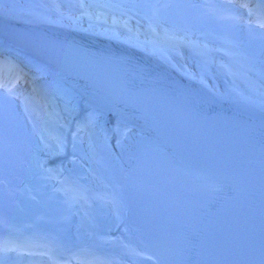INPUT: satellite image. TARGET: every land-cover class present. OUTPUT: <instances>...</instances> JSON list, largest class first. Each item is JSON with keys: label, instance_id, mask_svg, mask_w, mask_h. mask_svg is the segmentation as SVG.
I'll list each match as a JSON object with an SVG mask.
<instances>
[{"label": "bare ground", "instance_id": "obj_1", "mask_svg": "<svg viewBox=\"0 0 264 264\" xmlns=\"http://www.w3.org/2000/svg\"><path fill=\"white\" fill-rule=\"evenodd\" d=\"M98 22L97 19L93 20L95 24ZM212 26L213 30L220 34V39L224 38L230 44L229 40L232 38H227L223 34V27L217 23ZM6 27L19 29L50 27L54 28L49 31L53 34H57L56 30H62L68 34H84L108 41H117L123 46L131 47L163 62L168 67L186 75L189 80L205 82L218 93L224 102L257 114H264V53L251 52L250 55L242 53L240 57L247 65L245 69L244 66L243 68L240 66L243 62L238 64L234 59L235 55L229 56L228 60L223 61V68H227L226 75L228 72H234V80L238 78L244 80L245 87L239 89L233 86L234 83L231 79L230 82L222 74L217 80L205 81L197 75L196 71L193 72L181 64L174 65L158 48L160 44H165L163 40L139 41L128 34L122 38L117 36V27L110 30L96 26L88 27L78 23L72 15L57 18L41 11L0 4V54L11 60H16L24 68L33 70L38 77L43 76L44 80H48L60 90L62 97L67 95L71 104L65 118L71 112L74 114L72 120L82 119L85 125L93 123L95 126V131L92 129L94 138L98 142L91 144L84 155L87 161H90L89 164L93 170L102 168L103 184L96 179L91 180L92 184L95 186L102 184L108 189L104 195L100 196L98 192L93 191L86 201L79 197L77 201L73 202L70 201L74 194L73 190L64 187L61 194L63 196L55 197L53 194L54 197L50 199L49 203H46L47 191L44 189H41L42 200L40 202H34L28 197L29 190L23 191V198L19 201L24 203L25 207L18 216L6 217L5 208L0 209L4 215V222L1 221L3 224L0 227V245H4L6 242V245H9L8 248L11 249L10 242L12 240L22 237L25 232L35 231L37 244L44 243L50 249L49 239H53L52 242L58 247L66 237L64 232L68 227L65 226L64 232L61 231L59 237H50L53 228L57 230V234L61 229L58 225H53L55 216L57 217L55 212L57 211L67 221L70 217V210L74 211L76 215L75 229L71 233L74 234L73 237L77 242L72 247L78 246L79 251L87 250L86 253H88L92 248V236L103 233L106 238L101 243V251L97 255V259L103 256V260L106 261L108 258L106 264H112L113 257H118L117 264H168L170 252L174 250V236L169 209L162 195L157 173L162 157L168 155L177 162L181 161V157L118 103L76 75L62 70L57 65H48L31 53L26 47L30 45L31 40L29 42L16 40L6 35ZM174 42L173 46L175 47L182 45L178 41ZM177 67L180 68L177 69ZM11 75L14 77L13 74ZM250 76L253 78L248 79L247 77ZM35 77L33 76V79ZM258 85L262 86V90L257 89ZM250 87H254V89L250 90ZM38 93L45 94L43 89L38 90ZM4 104L1 106L0 101V167L6 171L4 166L19 159L21 154L12 150L10 156L1 155V146L10 147L9 139L14 136V133L20 134L15 132L17 125L8 110V105L5 102ZM62 128L61 125L60 129ZM5 135L9 138L5 139ZM67 138L74 145L73 135L69 133ZM76 147L73 151L82 150L81 146ZM71 149L61 151L56 159L58 164L62 163L63 165L59 172L64 177V183L75 175V171H78L69 163ZM98 158L103 159V166L97 165ZM23 172L25 171L23 170ZM21 175L25 179L26 173H21ZM83 182L91 187L89 180ZM27 183L31 191L40 189V182L35 183L25 179L23 184ZM12 192H14V187ZM100 197L105 199L104 201H108L106 205L102 200H99ZM3 198V195L0 194V202H3ZM4 227H6L5 230ZM46 241L47 243H45ZM12 254L15 252H11V250L0 251V258L19 257ZM49 254L52 257L51 263H54L57 259L55 253L50 250ZM125 254L128 256L126 259L124 258Z\"/></svg>", "mask_w": 264, "mask_h": 264}, {"label": "rangeland", "instance_id": "obj_2", "mask_svg": "<svg viewBox=\"0 0 264 264\" xmlns=\"http://www.w3.org/2000/svg\"><path fill=\"white\" fill-rule=\"evenodd\" d=\"M0 4L41 11L57 18L72 15L78 23L88 27L96 26L107 30L117 27V36L122 38L128 34L139 41L163 40L165 44H160L158 48L167 59L174 65L181 64L196 71L205 81L217 80L221 74L224 77L222 65L229 56L235 55L234 59L238 64L243 62L240 66L245 69L247 65L240 57L242 53H264V23H258L256 18L251 17L253 12L255 15H262L260 10L264 9V0H0ZM96 19L99 22L95 24L93 20ZM213 22L223 27V34L227 38H232L229 40L230 44L226 39H220V34L213 30ZM174 41L180 42L182 47L173 46ZM37 78L36 82L44 89L47 100L39 99L40 93L26 83L18 82L12 88V95L8 94V88L0 86L1 106L5 105L4 102L8 105L17 125L15 132L20 133H14L9 139L10 147L1 146V155L10 156L12 150L21 154L19 159L4 166L6 171L0 167V194L4 197L1 203L5 205L6 217L20 214L17 202L12 199L10 187L19 185L22 187L21 191L26 190L28 183L23 184L24 180H30L33 171L42 172L39 180L43 188H52L58 184L56 170L59 169L49 159L54 158L51 148L64 144L65 134L70 130L72 132L69 133L73 134V130H76L74 145L81 146L83 153L91 144L98 142L91 130L95 131L93 123L87 131V128L77 126L78 120H72L74 114L71 112L65 118L71 104L69 97H62L60 90L44 80L43 76ZM233 86L242 89L245 87L244 80L238 78ZM253 89L254 87H250V90ZM257 89L262 90V86L258 85ZM4 138L9 137L5 135ZM71 161L87 175L92 190L100 196L106 194L108 189L102 185V168L93 170L85 155L82 160L71 158ZM98 161L97 165L103 166V159L98 158ZM21 173H26L25 179ZM94 179L100 180L102 184L95 186L91 181ZM99 200L104 205L108 202L101 197ZM75 217L74 214L69 222L71 230L75 229ZM1 221L4 222V215L0 212V227L3 224ZM73 235L68 233L75 244L77 240Z\"/></svg>", "mask_w": 264, "mask_h": 264}, {"label": "snow or ice", "instance_id": "obj_3", "mask_svg": "<svg viewBox=\"0 0 264 264\" xmlns=\"http://www.w3.org/2000/svg\"><path fill=\"white\" fill-rule=\"evenodd\" d=\"M8 94L9 95H12L13 94V89L10 87L8 88ZM8 250H15V249H9L8 246L5 244V245H0V251H8Z\"/></svg>", "mask_w": 264, "mask_h": 264}]
</instances>
